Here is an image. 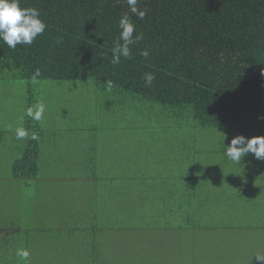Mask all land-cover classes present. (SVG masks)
<instances>
[{
	"label": "trees",
	"instance_id": "trees-1",
	"mask_svg": "<svg viewBox=\"0 0 264 264\" xmlns=\"http://www.w3.org/2000/svg\"><path fill=\"white\" fill-rule=\"evenodd\" d=\"M20 7L39 9L48 27L30 46L11 49L0 40V82L28 84L23 129L29 137L38 136L11 149L13 179L42 180L39 139L42 127L51 121L26 115L38 103L33 82L92 80L98 93H128L150 104V114L166 128H208L228 138L264 136V0H139L137 7L147 12L143 20L130 12L126 0H20ZM124 14L136 25L135 34L143 33L144 38L130 46V59L114 65L112 48ZM57 39L62 42L57 44ZM143 50L149 52L147 58L140 54ZM37 69L40 75L33 78ZM145 73L156 77L151 86L144 82ZM94 159H86L85 170L95 168ZM244 159L230 178L238 182V194L245 184L251 186V179L240 177L245 165L258 170L260 164L254 157ZM189 163L192 174L186 187L181 192L173 187L184 196L178 199L176 214L191 221L202 215V208L209 216L207 200L216 199L199 181L209 178L218 185L221 174L205 173L195 160ZM93 179L99 188L111 185L106 184L110 179ZM229 190L227 198H235ZM252 196L246 193L242 199ZM123 211L114 212L120 216ZM217 223L214 219L209 225Z\"/></svg>",
	"mask_w": 264,
	"mask_h": 264
},
{
	"label": "rangeland",
	"instance_id": "rangeland-1",
	"mask_svg": "<svg viewBox=\"0 0 264 264\" xmlns=\"http://www.w3.org/2000/svg\"><path fill=\"white\" fill-rule=\"evenodd\" d=\"M32 86L35 99L45 105L43 120L51 121L42 127L45 129H42L44 132L39 139L42 145L38 173L44 180L37 183L53 187L55 184L46 180L61 181L59 187L64 188L66 195L63 199L68 201L76 199V192L88 189L91 194L93 188L88 187L83 170L86 162L95 157V168L91 169L96 178L113 181H106V184H111L108 186L111 196L116 198V212L121 203L129 206V210L138 208L142 213L134 214L135 223L143 221V227H158L162 229L160 235L179 234L175 248L194 244L192 251L181 257L178 255V258L193 259L198 263L206 257L211 258L205 249L206 237L210 235L206 228H211L209 224L214 219L222 224L217 217L219 211L211 204L209 216L203 208L202 215L194 216L191 221L177 215L178 199L182 200L184 196L173 186H179V192L186 187V178L192 174L190 159L202 163L205 173L221 174L218 185L209 178L199 181L201 186L210 188L209 195L229 194V187L233 185L235 188L238 184L230 179L236 175L237 166L221 153L232 138L208 128H166L150 114V104L128 93L119 96L109 92L98 93L92 80L33 82ZM28 87L23 81L0 82V180L3 184L6 181L4 171L10 172L13 163L11 149L24 144V139H17L16 133L25 125ZM45 141L51 145L44 144ZM194 145H197L196 150L191 151ZM245 157L251 161L254 156L248 154ZM245 166L246 170L240 172V177L251 176L249 173L256 168ZM258 167L260 174L264 175V160H260ZM71 185L77 187L73 192L68 189ZM251 185L255 188L253 199L264 202V180L258 177ZM20 186L28 195L33 191L25 185ZM126 190L129 191L127 195ZM213 210L217 216H213ZM132 214L130 211L128 216ZM214 230L217 231L218 227ZM249 234L244 232L242 235L235 229L228 241L230 248L239 251L247 244L251 245L248 243L250 239L246 240ZM202 244L205 245L198 250ZM212 245L218 247L217 241Z\"/></svg>",
	"mask_w": 264,
	"mask_h": 264
},
{
	"label": "crops",
	"instance_id": "crops-1",
	"mask_svg": "<svg viewBox=\"0 0 264 264\" xmlns=\"http://www.w3.org/2000/svg\"><path fill=\"white\" fill-rule=\"evenodd\" d=\"M83 172L92 193L88 189L76 192L77 200L68 201L63 199L66 195L64 188L59 187L61 181L46 180L55 185L43 187L37 183L40 180H15L12 171H4L5 184L0 180V264H264L255 258L264 256V202L252 199V185L242 186L239 194L238 187L231 185L229 191L235 192V198L216 195V199L207 200L219 211L222 224L217 221V231L212 224L206 228L210 235L206 237L205 249L211 258L198 263L178 258L194 248L191 243L175 248L179 234L160 235L162 229L158 227H143V221L135 223L134 214L142 213L138 208L129 210L121 203L120 208L125 211L117 216L116 198L111 196L109 187L99 188L92 170ZM249 174L250 183L258 177L264 180L259 169ZM20 185L32 189V193L28 195ZM75 188L68 187L72 192ZM37 189H42L41 193ZM246 193L254 196L243 200ZM130 211L132 216H128ZM235 229L242 235L250 232L246 240L252 244L239 251L231 249L228 241ZM216 241L215 248L212 243ZM22 251L29 253L26 260L20 255Z\"/></svg>",
	"mask_w": 264,
	"mask_h": 264
},
{
	"label": "clouds",
	"instance_id": "clouds-1",
	"mask_svg": "<svg viewBox=\"0 0 264 264\" xmlns=\"http://www.w3.org/2000/svg\"><path fill=\"white\" fill-rule=\"evenodd\" d=\"M126 2L130 12L143 20L147 12L137 7L139 0H126ZM40 16V10L37 8H21L20 0H0V40L11 49H15L18 44L30 46L38 36L44 34L48 27ZM118 27L120 34L112 48L111 62L114 65L119 64L121 58L130 59L132 56L130 46L144 38L143 33L135 34L136 25L132 22L128 14L121 16ZM61 42L60 39L56 40L57 44ZM140 54L144 58L149 56L147 50H143ZM39 75L40 72L37 69L33 78ZM143 79L146 85L151 86L156 77L152 73H145ZM107 83L109 89H111L112 82L108 81ZM44 112L45 105L43 103H37L26 110V115L34 120L40 121L43 119ZM16 136L17 139H38L36 133H32L29 137L28 131L23 128L17 129ZM250 153L257 160H264V136H255L252 138L236 136L230 140V143L224 148L221 155L238 166L241 164L242 159ZM20 255L26 260L29 253L22 251ZM255 258L257 261L264 262V256H256Z\"/></svg>",
	"mask_w": 264,
	"mask_h": 264
}]
</instances>
